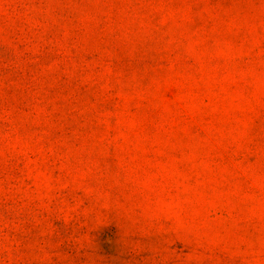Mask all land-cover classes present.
<instances>
[{
  "label": "rangeland",
  "instance_id": "374dc122",
  "mask_svg": "<svg viewBox=\"0 0 264 264\" xmlns=\"http://www.w3.org/2000/svg\"><path fill=\"white\" fill-rule=\"evenodd\" d=\"M0 264H264V0H0Z\"/></svg>",
  "mask_w": 264,
  "mask_h": 264
}]
</instances>
